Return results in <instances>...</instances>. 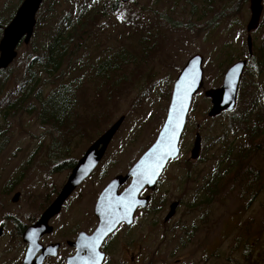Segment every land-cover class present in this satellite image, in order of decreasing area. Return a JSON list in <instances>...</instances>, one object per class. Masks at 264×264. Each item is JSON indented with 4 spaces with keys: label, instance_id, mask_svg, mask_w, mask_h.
<instances>
[{
    "label": "rangeland",
    "instance_id": "rangeland-1",
    "mask_svg": "<svg viewBox=\"0 0 264 264\" xmlns=\"http://www.w3.org/2000/svg\"><path fill=\"white\" fill-rule=\"evenodd\" d=\"M50 1H43L30 43L18 47L17 58L5 70L9 78L4 97L18 88L37 25H50L59 17L74 23L82 16L87 23L73 64L57 75L73 82L76 90L75 129L60 133L43 125L35 103L13 116L0 107V226L5 230L0 264L19 263L18 228L35 222L60 192L71 170L67 164H76L124 117L95 175L80 189L84 198L76 206L82 211L73 225L57 221L54 237L63 231L74 238L77 230L88 233L95 227V193L113 177L128 173L155 142L174 82L196 54L204 57L205 87L193 99L181 154L169 163L156 190L143 192L142 197L151 195L148 207L137 211L132 229L119 231L111 245L120 264H264V126L256 121L264 114V65L259 68L248 55L249 0H134L117 12L111 10L116 0H110L105 15H93L96 0H55L47 12ZM23 2L0 0V40ZM47 30L45 26L44 33ZM252 40L254 54L264 47V10ZM241 60L248 61L239 88L243 100L239 103L238 98L233 112L209 118L212 104L204 91L220 88L229 67ZM100 66L110 69L106 76H98ZM252 110L251 122L238 128L236 120ZM257 127L263 134L253 133ZM197 133L202 151L192 160ZM256 134L259 139L253 143ZM231 167H236L233 178L216 193L213 183ZM17 193L20 198L14 203ZM174 202L179 207L166 222Z\"/></svg>",
    "mask_w": 264,
    "mask_h": 264
},
{
    "label": "water",
    "instance_id": "water-1",
    "mask_svg": "<svg viewBox=\"0 0 264 264\" xmlns=\"http://www.w3.org/2000/svg\"><path fill=\"white\" fill-rule=\"evenodd\" d=\"M44 0H24L17 10L14 18L4 29L0 40V71L6 70L18 56L17 49L23 43L28 45L34 35L36 26V16L41 9ZM122 4H127L133 0H120ZM264 0H249L250 19L246 26L247 47L249 55H253L252 33L258 30L263 14ZM204 57L200 54L192 56L182 68L176 78L167 117L152 146L140 157L126 176L115 177L100 194L95 206L94 215L98 220L96 229L91 234L79 233L76 241L71 246L77 249L76 254L69 258L68 264H102L103 254L100 248L105 239L117 230L120 224L130 226L134 223V218L139 208H146L151 200V196L141 197L144 190L155 191L164 170L171 161L180 156V142L185 131L188 114L192 107L194 97L201 92L204 87ZM247 60L237 61L226 71L222 86L216 89L204 91L206 98L211 100L212 107L208 112L209 118H216L224 112H233L237 106V97L242 81ZM194 76V80H193ZM185 83L178 89L177 85L181 81ZM190 83V87L188 84ZM186 91V95H185ZM183 101V108L180 107V100ZM179 114V126L176 127V114ZM124 122V117L117 120L99 139H97L85 152L83 157L76 163L69 175L65 185L57 198L45 209L40 219L32 226H29L23 233V240L28 244L25 259L22 264H34L33 256L43 250V256L55 254L57 246L41 247L40 238L52 232L49 221L60 213L65 201L71 194L91 175L100 164L105 153ZM175 129V135L172 131ZM174 145V151L170 156H161L167 153L169 144ZM202 151V138L196 134L195 141L190 152L192 160H198ZM157 162L161 167L152 175L151 182L147 177L152 173ZM132 178L127 188L119 193L125 182ZM20 193L13 198V202H18ZM129 201L133 206L129 209ZM179 207V202L170 205L169 213L165 221L171 220ZM111 228V231L109 229ZM4 234V228L0 227V237ZM40 264V262H39Z\"/></svg>",
    "mask_w": 264,
    "mask_h": 264
},
{
    "label": "trees",
    "instance_id": "trees-1",
    "mask_svg": "<svg viewBox=\"0 0 264 264\" xmlns=\"http://www.w3.org/2000/svg\"><path fill=\"white\" fill-rule=\"evenodd\" d=\"M53 1L55 0L46 3V8H48L47 12L52 10ZM96 1L97 6L92 9L93 15L99 13L105 15L107 12L106 9L112 0ZM122 5L120 0H116L115 5L111 6V10L117 12L123 7ZM81 11L80 9V12ZM69 19L70 17H59L57 19H51L50 25L44 23H39L37 25L34 41L24 61V73L17 81L18 88L14 91V94L12 93L6 98L4 97V92L9 76L6 75L7 72L5 70L0 71L1 110L13 116L16 112L24 110L25 106L35 103L40 110L39 118L41 123L53 127L60 133H68L75 129L72 120V109L75 106L76 90L71 85L73 82L65 83L61 80V75H57L63 72L67 65L71 66L73 64V57L77 51V41L81 38L84 26L87 23V20L82 16L78 17V20L74 23H71ZM39 20L41 21V19ZM45 21L46 19L44 18L42 22ZM45 26L48 28L46 33H44ZM249 57L251 59L254 58V61L257 60L259 68L262 67L264 65V47L262 46L257 53ZM108 65L110 68H113L111 62L108 63ZM99 69V77L106 76L110 70L102 66H100ZM7 71H10V69ZM47 89H49V91L46 93ZM238 94L239 103H241L244 98V93L240 90ZM254 111L255 110H252L251 114L244 115V117L237 119L236 126L239 128L244 126V122H251L249 116L251 118ZM261 116L262 117H257L256 121L263 127L264 114ZM256 132H261L263 134V128L257 127L253 133ZM254 138L255 140L253 143L258 141V134H256L253 139ZM263 139L264 137L261 138V140ZM2 148L3 143L0 142V150H2ZM67 166L71 169L75 166V162H70ZM235 168L236 167H231L226 169V171L213 183V187H217L216 193L221 189L224 182L229 177L233 178ZM213 187L209 188L208 191L213 192Z\"/></svg>",
    "mask_w": 264,
    "mask_h": 264
},
{
    "label": "flooded vegetation",
    "instance_id": "flooded-vegetation-1",
    "mask_svg": "<svg viewBox=\"0 0 264 264\" xmlns=\"http://www.w3.org/2000/svg\"><path fill=\"white\" fill-rule=\"evenodd\" d=\"M76 165V164H75ZM75 167V166H74ZM71 168L70 170V174L72 172V170L74 169ZM99 168V165L96 167V169L91 173V175H89V177L71 194V196L65 201L64 205L62 206V209L60 211L59 214H57L56 216H54L50 221H49V226L52 227V232L48 233V234H45L43 235L40 240H39V245L43 248L45 247H48V246H57L56 250H55V254H52V255H48V256H45V257H42L43 256V250H39L37 251L34 256H33V263L34 264H68V260L69 258L73 257L76 252H77V249L73 246H71V244L76 241L79 233L81 232H85L81 229L77 230L76 231V234H75V237L71 238V236L67 235L66 233H64L62 231L61 234H59V236H56L54 237V234L56 232H58L57 230V221L58 222H65L66 224H71L73 225L74 222H75V216L77 214H80V212L82 211V207L80 206L79 208V204L78 206L77 205V202L79 200H82L84 198V194H80V189L82 187L83 184H85L86 181L90 180L94 175H95V172L96 170ZM131 170L128 169V172ZM69 174V175H70ZM119 175H122V176H126V174H119ZM117 175V176H119ZM115 176V177H117ZM69 177V176H68ZM113 177L107 184L106 186L115 178ZM68 179V178H67ZM132 178L130 177L126 182L125 184L120 188L119 190V193L120 192H123L127 186L130 184ZM65 185V184H64ZM105 186V187H106ZM105 187L102 189V191L105 189ZM63 188V187H62ZM62 190V189H61ZM60 190V191H61ZM102 191H100V193H95L96 194V201L92 207V215H93V218L96 222V225L94 228H90L88 230V233L87 234H91L93 233V231L96 229L97 225H98V220L97 218L95 217L94 215V210H95V206L97 204V200L100 196V194L102 193ZM144 192V191H143ZM60 192H57L54 199L52 200V202L57 198V196L59 195ZM78 194V196L76 197V195ZM51 202V203H52ZM49 203L48 206L51 204ZM82 205V204H81ZM47 206V207H48ZM76 206V207H75ZM46 207V208H47ZM74 207L75 208H78L74 211ZM88 208V206H87ZM45 211V210H44ZM43 211V212H44ZM43 212L39 215L38 219H36L35 222H33L31 225H28L26 227H19L18 228V231H19V234L21 236V241H22V255L19 259V263L18 264H22L24 259H25V256H26V252L28 250V244L24 242L23 240V233L26 231V229L29 227V226H32L34 225L41 217V215L43 214ZM64 215V217H62ZM133 227V224L130 225V226H127L126 224L122 223L119 225V227L117 228V230L115 232H113L111 235H109L105 241L103 242L101 248H100V251L101 253L103 254V263L102 264H120V256L117 254V252H115V248H113V245H111V242L113 241V237L121 230H125V231H128L130 229H132ZM5 231V230H4ZM57 234V233H56ZM1 238V237H0ZM126 251H130L129 249H127Z\"/></svg>",
    "mask_w": 264,
    "mask_h": 264
},
{
    "label": "snow or ice",
    "instance_id": "snow-or-ice-1",
    "mask_svg": "<svg viewBox=\"0 0 264 264\" xmlns=\"http://www.w3.org/2000/svg\"><path fill=\"white\" fill-rule=\"evenodd\" d=\"M193 80H194V76H193ZM184 83H185V81L182 80V81H181V84H178V85H177L178 89H180L181 86H182ZM190 86H191V85H190V83H189V84H188V87H190ZM186 94H187V93H186V91H185V95H186ZM180 107H181V109L183 108V101H182V99L180 100ZM176 121H177L176 127H178V126H179V114H178V113L176 114ZM172 135H173V136L175 135V129H173V131H172ZM173 151H174V145H172V144L170 143V144H169V148H168L167 153H165V154H163V155L161 156V160L164 159L165 156H170L171 153H172ZM160 167H161V164H160L159 162H157L155 168L152 170V173L149 174L148 177H147V179H148L149 182H151L152 175H154V174H155V171H156L157 169H159ZM132 206H133V202H132V201H129V203H128V205H127V208L130 209ZM109 231H111V228L109 229Z\"/></svg>",
    "mask_w": 264,
    "mask_h": 264
}]
</instances>
